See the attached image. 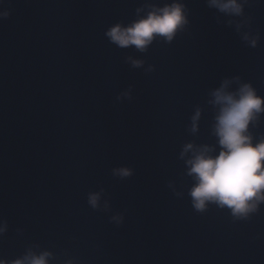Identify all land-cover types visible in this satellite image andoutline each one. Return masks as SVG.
<instances>
[{
  "label": "water",
  "instance_id": "95a60500",
  "mask_svg": "<svg viewBox=\"0 0 264 264\" xmlns=\"http://www.w3.org/2000/svg\"><path fill=\"white\" fill-rule=\"evenodd\" d=\"M144 2L0 5L12 9L0 19V259L31 248L51 252L49 264H264V204L233 221L215 206L197 213L168 186L179 190L184 143L213 142L211 88L240 75L264 95V0L246 8L257 48L207 0H185L190 25L171 44L146 53L111 44L107 28L131 21ZM128 56L146 63L133 68ZM149 65L156 70L145 74ZM130 86L133 99L117 100ZM121 166L132 177L114 176ZM89 192L114 211L93 210ZM115 211L125 213L121 226L110 222Z\"/></svg>",
  "mask_w": 264,
  "mask_h": 264
},
{
  "label": "clouds",
  "instance_id": "9594fccd",
  "mask_svg": "<svg viewBox=\"0 0 264 264\" xmlns=\"http://www.w3.org/2000/svg\"><path fill=\"white\" fill-rule=\"evenodd\" d=\"M5 0H0L3 5ZM255 0H207V7L216 9L226 17L227 25L234 27L235 33L245 46L257 48L261 33L252 27L253 17L246 8L253 6ZM11 7L0 8V19L11 15ZM190 9L185 0H145L135 9L134 18L128 23L118 21L110 25L104 35L111 44L120 49L134 46L139 53L148 52L153 43L171 44L177 36L187 31ZM133 68H142L146 61L132 56L126 57ZM156 70L149 65L145 74ZM212 119L209 135L213 142L195 140L186 142L179 152L183 161L180 173L179 190L170 181L176 197L190 198L192 208L199 214L211 206L227 211L233 221H249L253 214L261 211L264 204V132L257 130L264 124V95L251 81L240 75L224 77L218 87L208 92ZM133 99L131 86L117 96V100ZM202 108L196 107L191 116L189 131L199 132ZM114 176L130 178L133 169L121 166L112 170ZM103 191V190H102ZM101 192H89L87 204L93 210L114 211L108 201L101 208ZM125 213L115 211L110 222L121 226ZM6 222L0 225V234L6 231ZM49 251L37 253L28 249L22 258L12 261L0 259V264H49L52 257ZM66 264H74L68 260Z\"/></svg>",
  "mask_w": 264,
  "mask_h": 264
}]
</instances>
